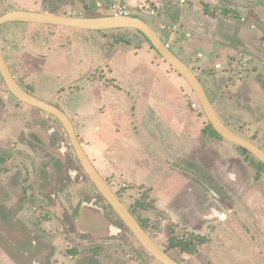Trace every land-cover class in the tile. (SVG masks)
I'll return each instance as SVG.
<instances>
[{
    "label": "rangeland",
    "instance_id": "1",
    "mask_svg": "<svg viewBox=\"0 0 264 264\" xmlns=\"http://www.w3.org/2000/svg\"><path fill=\"white\" fill-rule=\"evenodd\" d=\"M228 1L127 0L131 16L152 26L198 76L222 121L264 150V72L245 73L232 58L234 48L259 40L239 19L264 24V0L219 9ZM110 2L0 0V16L24 11L108 17ZM0 48L27 92L68 115L98 172L170 256L180 264H264V168L253 155L205 131L209 122L193 90L143 34L9 23L0 27ZM217 63L224 69L216 70ZM152 98L161 106L152 108ZM176 106L186 118L183 139H191V150L164 168L169 146L179 152L187 143L178 136L184 132L173 131L164 118L179 124L171 112ZM154 128L156 136L143 132ZM130 144L140 156L132 154L131 167L122 166ZM147 149L149 155L141 156ZM175 168L186 174L185 183H171ZM194 186L209 197L199 213L191 207ZM158 195L165 209L158 208ZM4 263L160 264L101 197L59 121L18 101L0 75Z\"/></svg>",
    "mask_w": 264,
    "mask_h": 264
},
{
    "label": "water",
    "instance_id": "2",
    "mask_svg": "<svg viewBox=\"0 0 264 264\" xmlns=\"http://www.w3.org/2000/svg\"><path fill=\"white\" fill-rule=\"evenodd\" d=\"M9 23H30L37 25L73 28L85 31H110L118 29L135 30L143 34L159 55L189 84L213 129L226 141L248 151L264 165V150L251 141L233 132L220 118L212 104L205 87L194 71L164 43L159 34L144 20L137 17H99L83 18L64 15H50L24 11H11L0 16V27ZM0 75L10 93L21 103L38 108L52 115L65 129L71 146L85 173L95 185L101 196L130 230L139 244L160 264H180L166 253L145 231L136 217L108 185L90 160L79 140L71 119L62 110L38 99L27 92L12 74L0 49Z\"/></svg>",
    "mask_w": 264,
    "mask_h": 264
},
{
    "label": "crops",
    "instance_id": "3",
    "mask_svg": "<svg viewBox=\"0 0 264 264\" xmlns=\"http://www.w3.org/2000/svg\"><path fill=\"white\" fill-rule=\"evenodd\" d=\"M220 3H223V0H218ZM228 3H230V6H219L220 8L219 9H221V7H231V9H236L238 6H242V4H243V1H241V0H229L228 1ZM238 5V6H237ZM218 7V6H217ZM255 9H258V7L257 8H254V10ZM257 13H258V10H257ZM256 13V14H257ZM236 35H237V38H240L241 39V31L240 32H236ZM256 37V36H255ZM255 37L253 38V40L252 41H249V42H247L246 43V45H244V46H246L245 48H247V49H251V48H253L256 44H257V42H258V40L256 41V39H257V37H256V39H255ZM243 40H245V38H242ZM260 42H259V46H257V47H260ZM169 46V45H168ZM170 47V46H169ZM239 48V47H238ZM235 50L237 49V48H234ZM234 49L232 50L233 51V54H232V56L234 55V53H235V51H234ZM259 49V48H258ZM114 86L116 87V89H117V92L118 93H121V92H125V90H124V88L121 86V84L120 85H116V84H114ZM122 94V93H121ZM152 104V108H153V106H154V108L156 107V106H158L159 105V107L161 106L160 104H157L156 103V100L154 99V98H152V99H150L149 101H148V104ZM156 105V106H155ZM148 108V107H147ZM181 109L179 106H176V109L174 110V111H171V112H175L174 114H173V116H174V122H179V124H175V123H173V125H172V123H170V121H169V118L168 117H164L165 118V121H166V123H168V124H171V129H173V131H178V132H181V131H183L184 132V134L182 135V137L178 134V136H179V138H181V139H183V137L185 136V133L187 132V128H186V125L184 126L183 125V122H185V117L181 114V112L179 111V109ZM148 110V109H147ZM149 112V111H148ZM146 114H148V113H146ZM145 114V115H146ZM157 122L159 123L160 122V120H157ZM157 122H154L153 123V125L154 126H152V127H156L157 125H156V123ZM175 124V125H174ZM145 131V135H149V133L151 132V136L152 135H155L156 136V134H157V131H156V128H154V129H143V132ZM135 132V131H134ZM133 136V134H131V137ZM135 136H137V134H135ZM150 136V137H151ZM133 138V137H132ZM175 138H178L177 137V135L175 134V135H173V139H175ZM184 140V139H183ZM191 139L190 138H186V140H184V141H186L187 143H186V145L184 146V149L183 148H181L182 150H180L179 152L177 151V149L175 148V147H173L172 149L170 148L171 146H169V149L170 150H168V153H169V157H167L169 160L166 162V163H162L161 164V166L162 167H164V168H166V166L165 165H167V166H169V167H171V163L172 162H170V160H172L173 162H176V160H179V159H181L182 158V156H184V154H186L187 153V150H191V148H190V145L188 144V142L190 141ZM151 142V141H150ZM155 142H156V138H155ZM175 144V143H174ZM84 146V145H83ZM130 146V148H128V147H126L125 148V151L123 152L124 153V160H123V162H124V164L122 165V166H127V167H131V163L134 161V160H136V158H134L133 156H132V154H137V155H139V153H134V150H137V149H139L138 147H137V149L135 148L136 146H134V145H132V144H130L129 145ZM165 146V149H167V147H166V145H164ZM176 146H178V145H176ZM105 147H106V150H107V146H106V144H104V149H105ZM178 152V153H177ZM88 153V152H87ZM149 153H150V150L149 149H147V154H142L141 153V156L143 155V156H147V155H149ZM140 156V155H139ZM124 170V169H123ZM126 170H128V169H126ZM125 171V170H124ZM125 173L127 174V176H130V177H132L133 176V172H131V171H128V172H126L125 171ZM129 174H132V176L131 175H129ZM172 174H173V176L171 177V183L172 182H176V183H185L187 180H186V174L185 173H181V172H178L177 171V168H175L173 171H172ZM199 184V183H198ZM171 185H173V184H171ZM175 185V184H174ZM172 187V186H171ZM170 187V185L166 188V189H164L163 190V192L162 193H164V192H169V189L171 188ZM194 187H196V189L195 188H191L192 189V194H191V207H194L195 209L198 207V210H202V208H205V206L207 207V203H208V201H209V197L207 196H205V192H203V189H199L197 186H194ZM151 188V187H150ZM211 192H213V191H211ZM208 194V193H207ZM167 195V194H166ZM162 196V195H161ZM161 196L160 195H158V197H157V199H158V203H159V205H158V203H157V205H158V208L159 209H165L162 205H161V203H160V200L159 199H161ZM222 196V195H221ZM220 195L218 196V197H216L217 199L218 198H220L221 197ZM198 198H199V200H200V202H199V204H198ZM5 264V263H4Z\"/></svg>",
    "mask_w": 264,
    "mask_h": 264
},
{
    "label": "built area",
    "instance_id": "4",
    "mask_svg": "<svg viewBox=\"0 0 264 264\" xmlns=\"http://www.w3.org/2000/svg\"><path fill=\"white\" fill-rule=\"evenodd\" d=\"M106 3L110 0H104ZM182 4L186 3V0H180ZM99 8H104V4H98ZM112 12V16L115 17H132L129 11V4L127 0L115 2L111 0L110 5L106 7ZM241 24L247 25L251 31L258 34L260 40V47L257 50L252 49H236L232 58L235 60V64L239 69L245 73L249 72H264V24L254 23L242 16L240 19ZM200 58H203L202 54H199ZM232 64V63H231ZM230 66V62L227 67ZM216 70L224 69L223 63H217L215 66ZM193 107L196 108L194 104Z\"/></svg>",
    "mask_w": 264,
    "mask_h": 264
},
{
    "label": "trees",
    "instance_id": "5",
    "mask_svg": "<svg viewBox=\"0 0 264 264\" xmlns=\"http://www.w3.org/2000/svg\"><path fill=\"white\" fill-rule=\"evenodd\" d=\"M230 12V10H225V11H223V13L225 14V15H227V14H229V12ZM254 23H258V22H256V21H254ZM259 42H260V40H258V42H257V44L253 47V48H251L253 51L254 50H257L258 49V47L257 46H259ZM151 47H152V49H155L152 45H151ZM156 51V50H155ZM158 53V52H157ZM158 55H159V53H158ZM160 56V55H159ZM166 62V61H165ZM167 63V62H166ZM175 71V70H174ZM200 104V103H199ZM209 130V131H211V133L214 135V136H216L217 138H219V139H221V140H223V138L213 129V127L211 126V124L210 123H208V126H207V128L205 129V131L206 130ZM240 148V147H239ZM242 151H244V152H246L247 154H250L248 151H246V150H244V149H242V148H240ZM260 163V165L264 168V165L261 163V162H259ZM111 208V207H110ZM143 226V228L145 229V226L144 225H142ZM184 246V245H183ZM186 248V250L185 251H187V250H190V247H189V249L187 248V244L184 246V249ZM166 253H167V251H166Z\"/></svg>",
    "mask_w": 264,
    "mask_h": 264
},
{
    "label": "flooded vegetation",
    "instance_id": "6",
    "mask_svg": "<svg viewBox=\"0 0 264 264\" xmlns=\"http://www.w3.org/2000/svg\"><path fill=\"white\" fill-rule=\"evenodd\" d=\"M1 49V48H0ZM2 51V50H1ZM3 53V52H2ZM4 55V54H3ZM5 57V56H4ZM5 60H6V58H5ZM7 62V61H6ZM8 64V63H7ZM9 66V65H8ZM9 68H10V66H9ZM10 70H11V68H10ZM11 72H12V70H11ZM13 74V73H12ZM17 80V79H16ZM20 84V83H19ZM84 147V146H83ZM231 180V179H230ZM116 193V192H115ZM102 197V196H101ZM120 198V197H119ZM121 199V198H120ZM224 200H225V198H223ZM124 203V202H123ZM126 205V204H125ZM127 206V205H126ZM128 207V206H127ZM206 207V206H205ZM109 208H110V205H109ZM128 209L130 210V208L128 207ZM202 209H204V208H202ZM111 210H112V208H111ZM196 210V212L197 213H199L198 211H201V210H198V207L195 209ZM131 211V210H130ZM131 213L134 215V213L131 211ZM135 216V215H134ZM136 217V216H135ZM136 219H137V217H136ZM200 219H202V220H207L208 219V217L205 215V216H203V215H200V217H199V220ZM121 220V219H120ZM138 220V219H137ZM122 221V220H121ZM139 221V220H138ZM139 223H140V221H139ZM124 224V223H123ZM141 225H142V223H140ZM125 225V224H124ZM125 227H126V225H125ZM143 227V226H142ZM127 228V227H126ZM255 231H257V229H255ZM262 233H264V232H262ZM165 251V250H164ZM166 252V251H165ZM172 257V256H171ZM173 258V257H172ZM174 259V258H173ZM176 260V259H175ZM177 261V260H176ZM178 262V261H177Z\"/></svg>",
    "mask_w": 264,
    "mask_h": 264
}]
</instances>
